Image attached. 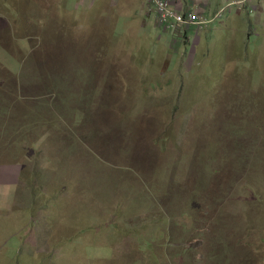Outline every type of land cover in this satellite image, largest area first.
<instances>
[{"label":"rangeland","instance_id":"374dc122","mask_svg":"<svg viewBox=\"0 0 264 264\" xmlns=\"http://www.w3.org/2000/svg\"><path fill=\"white\" fill-rule=\"evenodd\" d=\"M152 2L0 0V264H264L259 7Z\"/></svg>","mask_w":264,"mask_h":264},{"label":"crops","instance_id":"0c3cea01","mask_svg":"<svg viewBox=\"0 0 264 264\" xmlns=\"http://www.w3.org/2000/svg\"><path fill=\"white\" fill-rule=\"evenodd\" d=\"M128 1H129L128 9L139 8V7H140L139 9L143 8L144 12L141 14V17L145 18L144 16H146L145 11L147 8L148 0H128ZM175 1H176V7H178L182 11H186L190 8H194V10L201 12L207 18H212L213 13L218 8L224 6L227 2L235 1V0H204V2H202V0H175ZM252 2H254L255 5H258L259 7L258 12L250 14L249 12H247L246 8L240 11L236 10V12H234L233 14L231 13L232 15L228 14L229 16H226L222 20L220 26H225L227 28H231V26H233V27H236L235 31H237L240 28L243 29V27L250 28V25H251V28H250L252 31L251 33L257 32L258 28L263 26L264 24V0H251V3ZM216 22L214 23L212 22L213 25ZM159 28L161 29V27ZM227 28H222V30H225ZM253 29H254V32H253ZM188 30L189 31L191 30L192 32L197 31L195 27H192ZM192 32L188 34L191 35ZM178 38H181V36ZM179 41H182V40H179Z\"/></svg>","mask_w":264,"mask_h":264},{"label":"built area","instance_id":"2783aa9c","mask_svg":"<svg viewBox=\"0 0 264 264\" xmlns=\"http://www.w3.org/2000/svg\"><path fill=\"white\" fill-rule=\"evenodd\" d=\"M153 6L157 10V23L164 30L172 31H185L190 26H196L197 30L202 29L207 26L209 22L203 19V17H198L193 13L181 14L175 9H173L172 0H153ZM224 10H220L216 17H220Z\"/></svg>","mask_w":264,"mask_h":264},{"label":"trees","instance_id":"16d2710c","mask_svg":"<svg viewBox=\"0 0 264 264\" xmlns=\"http://www.w3.org/2000/svg\"><path fill=\"white\" fill-rule=\"evenodd\" d=\"M264 199V198H263ZM226 241H228V240H230L231 238H224ZM224 239H222L221 241H217L220 245H222V244H225L226 243V241L224 240ZM229 262V260H227V263Z\"/></svg>","mask_w":264,"mask_h":264}]
</instances>
